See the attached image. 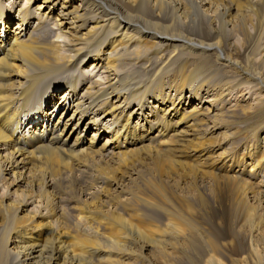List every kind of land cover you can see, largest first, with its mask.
<instances>
[{"label": "bare ground", "instance_id": "obj_1", "mask_svg": "<svg viewBox=\"0 0 264 264\" xmlns=\"http://www.w3.org/2000/svg\"><path fill=\"white\" fill-rule=\"evenodd\" d=\"M7 1L0 0V264H233L232 253L239 264H263L258 228L234 248L213 228L216 203L197 180L231 185L241 197L234 213L264 212V0H40L34 14L33 0ZM39 14L53 26L44 28ZM87 59L100 73L85 74ZM129 147L155 163L143 199L127 196L103 211L91 204L94 192H83L85 206H72L70 217L49 182L37 190L41 155L109 156ZM240 148L248 159L261 153L250 160L255 179L245 163L238 168ZM218 170L232 176L219 180ZM179 180L197 194L171 200ZM198 227L208 228L205 236Z\"/></svg>", "mask_w": 264, "mask_h": 264}, {"label": "rangeland", "instance_id": "obj_2", "mask_svg": "<svg viewBox=\"0 0 264 264\" xmlns=\"http://www.w3.org/2000/svg\"><path fill=\"white\" fill-rule=\"evenodd\" d=\"M33 1L34 2L31 4V7H30L31 8L30 13L33 12L31 14L35 13V11L37 10L36 5L40 3V0H33ZM11 2L14 4L13 0L7 1V4L11 3ZM21 2H22V0H21ZM63 2H64L63 0H59L58 7H60V5ZM76 4H79V2L77 1ZM21 5H24V3L22 2ZM16 12H17V10H15V13ZM39 12H40V10H39ZM37 14H38V11H37ZM39 15L41 16L40 20L42 22H44V28L47 27L49 25V23H50L49 28H51L53 26V24L55 22L54 18L51 19L49 17H46L45 15H44L45 16V18H44L43 15H41V14H39ZM16 20H18V18ZM16 20L12 21V23L10 21L9 23H11V25H8L9 23L6 24V25H8L7 29H8V27H9V30L14 29L12 27H14ZM45 33L48 35L47 32H45ZM48 36L56 38L55 35L52 36L51 33ZM132 48H134V47L131 46L129 48V51L131 50L130 52H132V50H134ZM237 59L240 61L241 56H237ZM92 63H93L92 59H87L84 61L82 67H83V70L85 71L86 75L94 76L97 71L98 72L100 71V68L98 66H94L93 68L96 70H93V68L91 67ZM127 65L131 66V63H127ZM84 71H83V73H84ZM172 97L176 99V96H172ZM150 101H151L150 99H147V102H150ZM147 104L149 105V103H147ZM137 117H138V114H137ZM136 121L137 120H135V122ZM91 132H93V131L89 130L87 133H83V136H85L86 139L83 137H82V139H84L85 141L88 140V138L90 139V136L92 134ZM140 132H142V131L139 130L135 134H138ZM262 134L263 133H259L258 137L262 136ZM127 137L131 138V135H129ZM215 137L213 140L215 142L220 143L222 140V135L218 134ZM72 139H71V141L70 140L68 141V145H70L72 143ZM102 139H100L98 141V145H101V143H103ZM129 148H125V151L123 150L122 151L123 153L121 152L123 155L121 153L114 152V154H116V156L114 154H112L113 156L110 154H109V156L100 155V154H95V155L94 154L93 155L87 154L86 155V153H81V155L79 156L78 155L79 153H78V154H67L66 156H62V155L58 156L57 154H54V155H49V157H50L49 158L48 156L45 157L44 155H41L39 157L40 160L38 159V161L34 164V165H36V168L38 169V171L40 170L41 174H42L38 177L39 183H38L37 190L40 189V187L43 184H47L49 182L51 184V187L48 188L47 191L54 197L55 201L57 203H59L60 206L61 205L64 206V209L68 213L67 215H69V216L71 214H73V215L75 214L74 216H76V212L75 213H74V211H72V213L68 212V209L71 210L74 207H78V205H79V207H83V205L85 206V203H83V202H85L83 192L84 193L94 192L93 199H91L92 201L87 200V202L91 201L92 205L97 206V207H102L103 211H105V210L113 211V209H114L113 207L116 205H114L112 202H115L118 200H123L124 197L128 198L130 196V198H134V199L138 198L137 200L143 199L141 194H143V188L145 187V185L149 184V182H148L149 179H157V175L155 172V163H154V160H152L150 157L146 156L145 154L144 155H135L136 153H133V152L136 151V149L131 148V147H129ZM221 151H222V149L218 150L217 153H215V154H218ZM125 152H127V153H125ZM237 152H238V155H237L238 157L236 156L237 162H238L237 164L239 165V163H240L238 168L242 167L241 164L245 163L246 165L244 166V169H245L244 171L246 172V174L249 172L247 175L250 176V174H251L250 177L254 178L256 167H254L255 169L253 167H251V165H250L251 161L250 160L253 161V159H254V161H255L256 157H260L261 153L255 152L252 155L253 159H248V157L245 156L246 154H245V152H243L242 148L238 149ZM117 154H119V155H117ZM45 158L47 161L45 160ZM240 158H241V160H240ZM175 160L180 162V160H178V159H175ZM182 162H190V161H182ZM205 163L207 164L208 160ZM47 170H48V172H47ZM235 170H236V168H235ZM213 174L218 175L215 177H217L219 180L222 178H225V177H221V176H232V174L227 173L225 171H220V170H218V172H213ZM252 174H253V176H252ZM106 175H107V177H106ZM98 177H99V179H98ZM101 177H103V178H101ZM250 177H249V179H250ZM254 179H251V181H254ZM102 181H103V183H102ZM197 182L199 183L198 184L199 193L204 197H208V195H209L216 203L215 204L216 205L215 211H216L218 217L216 218V224L213 226V228H218L220 230V232H222V234H225L226 241L233 243L234 248H237V247L241 248L243 246L242 244H244V240H246V237L249 235L250 231L255 229V228L256 229L258 228L259 233L255 239L256 245L264 253V212L259 211L257 213L256 211L249 210V211H247L246 215H244V213L243 212L241 213V210H240V212L234 213V211H232L231 209L233 208L234 204L238 203L237 201H238V199L240 200L241 197L239 198V194L236 192V190L233 189V187L231 185H226L222 181L213 182L211 177H205V179H203L202 181L197 180ZM135 185L139 186L140 190ZM141 187H143V188H141ZM130 188H131V190H130ZM136 188H138V189H136ZM175 188H177L179 190L174 192V193H171L172 194L171 200L176 199L177 196H183L186 198H191L192 196L197 194V192L195 191L196 189L193 186V183L189 180H186V181L179 180L178 184L175 186ZM90 189H92V190H90ZM135 190L137 191L136 195L133 194V191L135 193ZM121 191H123L124 193ZM107 192H108V194H107ZM4 194H5L4 191H1V188H0V196H2L0 198H3ZM107 195H109L112 199L109 196L107 197ZM122 196H123V198H122ZM107 198H110V199H107ZM117 198H120V199H117ZM114 199H116V200H114ZM109 202H111L113 206ZM104 203H105V206H104ZM106 203H108V204H106ZM66 205H68V206H66ZM72 206H74V207H72ZM65 207H67V208H65ZM119 207L121 208V206H119ZM28 209L31 211L34 210L32 208V205L29 206ZM116 211L117 212L119 211L120 212L119 214L123 215L122 214L123 212L120 211V209H118ZM73 215H71L70 217H72ZM68 223L69 222H67L66 224H68ZM69 227H71L70 228L71 230H73V228H74V227H72V225H70ZM198 229L201 230L199 227H198ZM206 229H208V228L205 227L201 230V232L203 233V236H205V233H206L203 230H206ZM173 254H176V253H173ZM149 256L151 257V256H156V255L151 253ZM230 256H232V259L235 260V262L233 264H239V263H237V262H239L238 260H240V258H241L239 255L235 256L232 253ZM251 259H249V261L246 264H256L257 262H259L256 259H253V260H251ZM262 263L264 264V260ZM138 264H140V263L138 262ZM179 264H187V263L180 262ZM226 264H229V263L226 262Z\"/></svg>", "mask_w": 264, "mask_h": 264}]
</instances>
